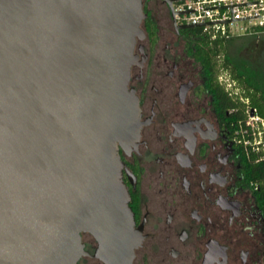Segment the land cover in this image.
Instances as JSON below:
<instances>
[{
    "label": "water",
    "instance_id": "1",
    "mask_svg": "<svg viewBox=\"0 0 264 264\" xmlns=\"http://www.w3.org/2000/svg\"><path fill=\"white\" fill-rule=\"evenodd\" d=\"M166 1L177 31L201 26ZM146 17L143 0H0V264H79L85 232L105 264H132L117 148L142 126L128 84Z\"/></svg>",
    "mask_w": 264,
    "mask_h": 264
},
{
    "label": "flooded vegetation",
    "instance_id": "2",
    "mask_svg": "<svg viewBox=\"0 0 264 264\" xmlns=\"http://www.w3.org/2000/svg\"><path fill=\"white\" fill-rule=\"evenodd\" d=\"M159 1L173 23L168 2ZM145 50L128 84L139 98L140 135L117 148L143 235L132 264H264V217L245 186L239 140L226 132L202 69L185 65L198 61ZM82 240L88 253L79 264H105L96 239L85 232Z\"/></svg>",
    "mask_w": 264,
    "mask_h": 264
},
{
    "label": "trees",
    "instance_id": "3",
    "mask_svg": "<svg viewBox=\"0 0 264 264\" xmlns=\"http://www.w3.org/2000/svg\"><path fill=\"white\" fill-rule=\"evenodd\" d=\"M147 39L152 48L159 41V27L147 13L143 21ZM254 32L232 38L212 39L201 27L182 29L181 33L189 38L187 49L201 65L206 87L213 97L214 105L225 123L226 132L231 140L241 139L240 122L246 123L247 105L240 99L231 97L218 82L221 68H229L243 88V95L249 99V106L256 108L264 117V26L253 27ZM261 40V47L252 53V47ZM250 51L251 53H248ZM234 145L243 163L245 186L255 194L264 217V159L260 153L248 149L243 143Z\"/></svg>",
    "mask_w": 264,
    "mask_h": 264
},
{
    "label": "built area",
    "instance_id": "4",
    "mask_svg": "<svg viewBox=\"0 0 264 264\" xmlns=\"http://www.w3.org/2000/svg\"><path fill=\"white\" fill-rule=\"evenodd\" d=\"M173 8L178 24H201L199 27L212 39L242 36L252 33L255 26H264V0H175ZM218 82L231 97L247 105L248 117L244 125L240 122L239 142L264 159V117L249 106V99L229 68L219 70Z\"/></svg>",
    "mask_w": 264,
    "mask_h": 264
},
{
    "label": "rangeland",
    "instance_id": "5",
    "mask_svg": "<svg viewBox=\"0 0 264 264\" xmlns=\"http://www.w3.org/2000/svg\"><path fill=\"white\" fill-rule=\"evenodd\" d=\"M146 4L145 12H149L159 27V41L155 48L150 46L148 39L143 42L151 50L152 56H190L187 49V44L190 40L188 37L176 32L166 7L159 0H150ZM239 25L246 26L248 23L239 22ZM252 31L254 32V29ZM260 47L261 40H258L255 46L252 47V53H256ZM248 53L251 52L248 51ZM190 62V59L185 58V65H189L194 73H200L201 65L198 62H194L191 66ZM261 256L262 252H260Z\"/></svg>",
    "mask_w": 264,
    "mask_h": 264
}]
</instances>
